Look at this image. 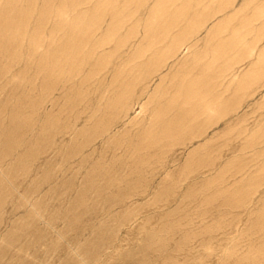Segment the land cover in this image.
Instances as JSON below:
<instances>
[{"label":"rangeland","instance_id":"374dc122","mask_svg":"<svg viewBox=\"0 0 264 264\" xmlns=\"http://www.w3.org/2000/svg\"><path fill=\"white\" fill-rule=\"evenodd\" d=\"M35 1L39 0H19L11 19L19 25L6 27L1 21L10 16V0H0V264H264V64L257 62L259 54L255 53L262 44L252 40L256 33L250 26H260L262 19L251 18L247 30L251 32L246 33L245 0H215L214 5L213 0L209 4L187 0L191 7L183 9L190 11V16L184 13L190 18L185 16L187 21L197 20L193 18L195 8L196 16L206 8L215 15L210 12L206 20H200L194 51L205 52L207 45L213 54V42H206L208 28L226 21L230 12L236 17L245 10L242 18L237 15V20L234 17L227 22L223 34L235 30L239 37L243 32L241 43L247 44L249 53L232 68L231 76V72L219 71V83L235 79L231 87L224 83L218 90L219 103L229 102L240 91L233 110L221 116L214 111V103L209 108L202 100L199 107L206 109L199 112L202 114L183 118L172 108V96L190 91L186 80L194 73L182 75L174 65L175 69L163 68L149 80L135 82L131 77L138 73L134 67L138 60L128 63L134 50L129 44L117 48L111 64L101 70L94 61L96 55H86L88 44L82 67H64L57 75L63 77L53 78L46 89L38 61L47 45L50 51L54 47L51 38L59 37V23L64 20L59 10L62 0H52L46 6L54 7L52 21L50 16L41 17L42 1ZM149 1L145 0V10L135 12L132 22L147 17L154 4ZM187 1L176 0L179 4L174 6L184 7ZM261 2L256 0V5ZM216 5L222 8L216 9ZM75 9L67 20L84 19ZM107 17L105 24L111 22ZM232 21L235 27L230 25ZM130 23L117 36H125ZM223 34L216 39L222 40ZM112 44L98 53L112 51ZM86 59H90L89 66ZM172 63L169 60V65ZM115 70L122 82L111 83ZM249 70L255 71V76L247 73ZM165 73L171 77L160 85ZM243 81L250 89L246 93L241 88ZM130 87L136 90L135 105L114 117L116 106L111 102L116 101L115 93H126ZM177 117L185 121L176 122ZM173 123L179 129L169 130Z\"/></svg>","mask_w":264,"mask_h":264},{"label":"bare ground","instance_id":"6f19581e","mask_svg":"<svg viewBox=\"0 0 264 264\" xmlns=\"http://www.w3.org/2000/svg\"><path fill=\"white\" fill-rule=\"evenodd\" d=\"M39 1H42V4H43L41 17L45 20V18H48L50 16V20H51V17L54 16L53 15L54 14L53 13L54 12V7H53V10H51V9L47 8L46 6L52 0H39ZM39 1L38 2L35 1V2L39 3ZM148 1L149 0H147V3H148ZM208 1L209 0H207V1L205 0V2H208ZM228 1L230 2V0H228ZM233 1L231 0V2H233ZM84 2H83V0H67V2H66V0H62L61 3H60L61 8H59V10L60 11L62 10V15L61 16H62V20L63 19L64 20L63 21H60V23H59L60 24L59 31L61 30L60 31V34H59V37H57L58 39L57 38H54V37H53L54 39L51 38V41L49 43L51 44V46H54V47L50 51L49 50L50 47L48 49L47 48L48 45H47L45 51L42 52V54L40 56V61H38V62H40V66H41L42 72H44V74H45L46 81L44 80L45 82L43 84L46 85V89H48V84L51 83V82H53L52 79L53 78L56 79L57 75L62 71V69H64V67H66V68H68L67 66H69L70 68L71 67H74V66H75L74 68H76V67H82L81 66L82 65V62L85 61L84 60L85 55H83V53L86 52V51L83 52V50L87 47L88 44L90 45V49H89L88 54H86V55L88 57H92V58L96 55V58H95L94 61L97 62V66H98V69L99 70L107 67L109 65V63L111 64V59L114 56V54L116 53V52L114 53V51L117 48L118 49H121L122 47H124L123 49H125V46H127L129 44L128 46L131 47V48H133L134 50L127 57L128 58L127 59L128 60V63L131 62V61L133 62V61H137L138 60V63L136 65H134V67L137 66L138 73H136L137 75H134V76L132 75V77H131L132 80H134L135 82L137 81L138 83H140L144 79H148L149 80L150 78H152L151 76H152L153 73H155L157 71H160L163 68L171 69L174 65H176V69H179L178 71H182V75L186 74L187 71L189 73H194V77L193 78L189 79L188 78L189 76L187 77L188 79L186 81L187 82L189 81L188 82L189 83V86L187 85L188 83L186 85L188 86V88L190 90L187 94H186V92H187L186 91L185 92V95L183 94L184 96L182 94H177V95L175 94L173 96L171 95L173 97V101L172 100H170V101H172L171 104H172V106H174L172 108L173 109L177 108L180 111L179 113L177 112L178 110L176 111L180 117L186 118L185 115H187V116H190L189 118H191V116H195L196 113H199L204 108V106L202 108L199 107L200 103H202V100H204L205 107L206 106L209 107L210 105H212L214 103L213 104V107L215 109L214 111L217 112V113H219V114L221 113L220 114L221 116H222L223 113L229 112V111H231V110L234 109L235 105L237 104L236 102L238 101L237 98H240L241 97L240 96L241 95L240 94V91H238L239 94H237V96H235V97L233 96V99H231L229 102H226V101L225 102H221V103L218 102V101H220V100H218L220 98V96L218 94V90L223 86L224 83H226L227 86L231 87L232 82L235 80L234 78H231V79L226 80V82H224V83H219L220 81L218 82V77L221 75L220 74L221 71L224 72V74H226V75L230 74V72H231V74H230V76H231L232 73H233V71H234V69L232 70V68L234 66L238 65L239 63L241 64L244 61V59L248 56L247 54L249 53L248 52L249 51V48L247 47V44L246 43L245 44L244 43H241V42H244V38L242 36L243 35V32H242L241 35H239V37H237V34H236L237 31L235 32V30H232L231 33L227 34V36L225 34H223V33H226V31L228 30L227 29V27H228L227 26V22L235 17L234 11L233 12H230V14L228 13L229 14V17H227V18L225 17V19H227L226 21H223L222 20L223 22H220L218 24L216 23L212 27L210 26L208 28V30L206 32L207 33L206 36H208L206 42L208 43V45H209L210 42H213L212 44H210V45L213 46V50H212L213 54H211L210 53V50L207 48V45H205V47H206L205 52L202 49H201L202 51H200V52L194 51L196 49V47L198 46V42H199V40L195 37V35L198 33L199 25L201 24V22L203 21V19L206 20V18L209 17V14L211 12V10H209V11L206 10L207 8L204 9L203 11L202 10L201 11L198 10L200 12H199V15L196 16L197 14H196L195 3H197V2L194 3V8L195 9L192 8V10L193 9L195 10V11L193 10V12H195L194 13V16H196V17L193 16V18H197V17L199 18L200 17L199 19L197 18V20L196 19H193V20L191 19V20L187 21V18H184L185 16L188 15V12H190V11L189 10L188 11H185V12H187V15H185L186 13L184 12L183 9H185V8L186 9L191 8V7H189V2L192 3L193 2L192 0H189V2L187 1L188 2V5L184 3L185 4L184 7H181V8H179L178 6H176V7L174 6L175 3H178V2H176V0H157V3L156 4H155V1L152 0V3H154L155 5L153 4L154 5L153 6L151 4L153 7H151V5H150V8L148 9V12H147V14L148 13L149 14L147 15V17L144 20L143 19H141V20L140 19H137L136 21H133V22H132V17L134 16L135 12H137L140 9L143 8V6L145 5L144 4L145 3V0H95V1L88 0V1H84ZM198 2H200V1H198ZM212 2H213V5H214L215 0H213ZM18 3H19V0H10V2L8 3V6H7L8 7V10H9L10 16L2 17V18H5V20L2 19L3 21H1V24L2 25H6V27L7 26L9 27L10 24H11V27H13V26L17 27L19 25L18 21L11 20V19H13L12 16L15 14V12L17 10ZM244 3H245V5H244L245 6V10L247 8V14L245 13V10L243 9L244 10V13L246 15V16H243V18L244 17L246 18L245 19L246 20V33L247 32L249 33V32H251V30L250 31H247V30H249V28H248L249 26L248 25H249V22H250V19L251 18H255V19H258V18L260 19L261 18V19H264V17H263L264 15H262V14H264V12H259V11L264 10V0H262V2L259 5H256V0H254V1L253 0H245ZM78 4L80 5V7L78 6ZM208 4H209V2H208ZM230 4H234V3H230ZM83 5H84L85 9L82 8ZM197 5H199V4H197ZM210 5H212V4L210 3ZM22 6H25V5H22ZM36 6H38V8L41 9V7H39V5H36ZM118 6L120 7V10L119 11H116V9L119 8ZM145 7H147V5ZM173 7H175V8H173ZM233 7H234V5H233ZM28 8H29V5H28ZM78 8H82V9L79 11ZM215 8L216 9L222 8V6L217 7V5H216ZM249 8H250V10L252 9V11L249 12ZM23 9L20 11L21 13H23L22 12ZM74 9L75 10H78L79 12L77 14L82 15L84 17V19L83 18H81V19L79 18V19L76 20V19L72 18L71 20L70 19L67 20L66 19V16L68 15V13L70 11H72ZM143 9L145 10L146 8H143ZM143 9L141 11H143ZM227 9H228V7H227ZM63 12H65V14H63ZM240 12H238L239 14H237L238 17L239 16L241 17L242 15H244V13L242 14ZM251 12H252V14H250ZM60 13L61 12L58 11L57 14H60ZM216 13H217V11H216ZM23 14H25V13H23ZM55 14H56V12H55ZM119 14H121V15H119ZM228 14H226V15H228ZM240 14H242V15H240ZM32 15L35 16V14H32ZM37 15L39 16V14H37ZM111 15H113V16L110 17ZM140 15H141V13H140ZM213 15L214 14L212 13V16ZM237 15L235 17V20H237L236 19L237 18ZM106 16H109L111 18V22L109 24H105L106 23L105 22V17ZM141 16L144 18L143 15H141ZM188 16H190V15H188ZM25 17L26 16H24L23 18H25ZM57 17H60V15L57 16ZM109 17H107V18L109 19ZM222 18H223V16L221 17V19ZM184 19H186L187 23L184 21ZM188 19H190V18L188 17ZM201 19H202V21H200ZM28 20L30 21L29 18H28ZM130 21L132 23H130ZM19 22H20V20H19ZM184 22L186 24H183ZM237 22H239V21H237ZM241 22H243V21H241ZM23 23L20 24L21 25V28H22ZM129 23H130V25L127 28V32H126L125 36L124 35L123 36L122 35L121 36H117V35H119L121 33V29L124 28ZM232 23H234V21H232L230 25H233ZM263 24H264V22H263ZM263 24H261V26ZM27 25H28V23H27ZM250 26L253 27V24H250ZM255 26L256 25H254V29H255ZM44 28H46V25L44 26ZM66 28H68V29H66ZM258 28H260V26H258ZM54 31L56 32V30H54ZM54 31H53V33H54ZM241 31H239V33H241ZM53 33H52V35H53ZM220 33L223 34L222 35L223 37H221L223 39L222 40H217L216 38H218L219 36H221ZM263 33L259 32L258 29H256V34H255V36L253 37L252 40L256 43L257 41L260 40V38H261V36H262ZM0 36H2V35H0ZM138 36H139V38H138ZM263 37H264V35H263ZM94 38H97V39H94ZM133 38H138V41H136L137 44H136V42H133L132 41ZM49 39H50V36H49ZM49 39H48V41H49ZM191 39H193V40L190 42ZM245 41H247V40L245 39ZM111 43H114V44H112V45H114L112 51H110V52H105L104 51L101 54L98 53V51H100V49L101 50L104 49L103 47H105L107 45H110ZM133 43L136 44V45L135 46L132 45ZM34 44L37 45L38 44V41H36ZM112 45H111V47H112ZM111 47H109V48H111ZM126 48H128V47H126ZM257 48H259V47H257ZM108 50H111V49H108ZM255 50H256V48H255ZM250 51H251V49H250ZM36 52H38V50ZM124 53H126V52H124ZM207 53H209L211 55L208 54V56H203L205 54L207 55ZM257 53L259 54L258 57H259V60H260V61L257 60V62L260 64L261 61H262V64H264V50H263V48H261L259 50V52L257 51L255 54H257ZM38 54H40V52H38ZM98 54H99V56H98ZM117 54H118V52H117ZM124 58H125V55H124ZM38 59H39V57H38ZM90 59H86V60H88V63H86L88 66H89ZM118 59H120V58H118ZM143 59H146V60H143ZM169 60H172L173 61V63L171 65H169ZM83 64L85 66V63H83ZM95 64L93 66H96ZM112 64H113V62H112ZM93 66L91 65L90 70L93 69ZM111 66H113V65H111ZM125 66H122V67L125 68ZM258 66L259 65H257L256 67H258ZM127 68H128V66H127ZM114 69H115V67H114ZM128 69H130V68H128ZM260 69H261V67L259 68V71H260ZM94 71H96V70H94ZM116 71L117 70H115V75L112 76V82L111 83H119V82H122L121 79H118L117 78L119 76V73L116 74ZM118 71H120V70H118ZM219 71H220V73H219ZM261 71H262V69H261ZM70 72H71V70H70ZM112 72H111V74H113ZM249 72L252 73L251 74L252 76H255V75H253V73H255V71L249 70L247 73H249ZM4 73L6 74V72H4ZM92 73H93V71H91L89 74L92 75ZM189 73H188V75H189ZM95 75H97V73ZM22 76H23V74H22ZM41 76H42V73H41ZM70 76H73V75H70ZM76 76H77V74H76ZM136 76H137V78H134ZM244 76H246V75L244 74ZM59 77H63L62 74ZM59 77H57V78H59ZM170 77L171 76H168L167 73H165L164 75H162L160 77V81H159L160 82V85H163V83H165L166 79H170ZM178 77L180 78L179 79V81H180L181 80V76H178ZM68 78H70V77L68 76ZM32 79L34 80V78H32ZM71 79L73 80V78H71ZM240 79H242V78H240ZM251 79H253V78H250V80ZM42 80H43V78H42ZM64 80H66V79H64ZM81 80H83V78L80 79V82H81ZM102 80H103V78H102ZM104 80H105V78H104ZM128 80H130V79L128 78ZM242 80H244V79H242ZM255 80H257V79H255ZM67 81H65V83ZM73 81L75 82V80H73ZM109 81H111V80L109 79ZM181 81H183V80H181ZM245 81H243L245 83V85L242 86L241 88L246 93V91H247V89H249V87H248V85L246 84ZM251 81H253V80H251ZM101 83L102 82H100V84ZM147 83L148 82L146 81V84ZM75 85H77V84H75ZM130 86H131V84H130ZM160 87H162V86H159L158 88H160ZM181 87L184 88V86H181ZM63 88L65 89V87H63ZM79 88L77 90H79ZM101 88H102V86H101ZM130 88L131 89H129L126 93H122V92L121 93H118V92L115 93V95H114L115 98L114 99H116V101L111 102V103H113L112 104L113 106L114 105L116 106V113H115L114 117H117L120 114V112H126L127 113L135 105V103H134V97H133V94H134L133 91H136V90H133V87H130ZM183 88H180V90H182ZM237 88L239 89L240 87H237ZM74 89H76V88H74ZM88 90L90 91V88ZM167 90H169V89H167ZM85 91L86 90H84V92ZM118 91H119V89H118ZM149 91H150V88H149ZM161 91H163V90H161ZM84 92H82V94ZM238 92H236V93H238ZM103 93H104V91H103ZM90 94L92 95V93H90ZM95 94H96V92H95ZM110 94H112V93H110ZM163 94H161V95H163ZM73 95L74 94H72V96H70V95L69 96L70 97H73ZM224 95H225V93H224ZM148 96H150V95H148ZM101 97H102V99L104 98L103 96H101ZM165 98H167V97H165ZM72 99H71V101H72ZM82 99H81V102H82ZM102 99L100 98V101ZM69 101H70V99H69ZM74 102H76V101H74ZM83 102H85V101H83ZM215 103L217 104V106H216ZM100 105L101 104L99 103L98 106H100ZM101 106H100V108H101ZM186 106H188V107L185 109ZM144 107H145V104H143L141 106L142 109ZM96 109H98V108H96ZM102 110H104V109H102ZM166 110H168V109L166 108ZM166 110H163V111H166ZM217 113H216V115H217ZM199 114H202V113H199ZM209 114H210V111H209ZM216 115H211V116L213 117V116H216ZM174 116L175 115H173L172 118ZM200 116H202V115H200ZM153 118H155V117L153 116ZM193 118L195 119V117H193ZM204 119L206 120V118H204ZM219 119H221V118H219ZM170 120H172V119H170ZM183 120L184 119H182V118H178V117H177V119L175 118V121L176 122H182ZM187 121H189V119ZM194 122H196V119L194 120ZM106 123H109V122H106ZM174 124L176 126H178L177 123H173L172 126H171V129L169 127H167V126H166V128H169V130H172V129H175L176 130V128L179 129V127H175ZM202 124H203V122H202ZM204 124H205V122H204ZM209 125H210V123H209ZM199 126H200V124H199ZM185 127L187 128V126H185ZM201 127H202V125H201ZM207 127L208 126H206V128ZM46 128H47V126H46ZM107 128H109V127H107ZM190 128H192V127H190ZM164 129H163V131H164ZM199 131L202 133L205 130H203V131L199 130ZM47 132H48V130H47ZM174 132H176V131H174ZM177 134L178 133H176V135ZM169 135L171 136L170 133L168 134V136ZM196 135H198V134H196ZM182 136H183V134H182ZM176 137L174 136L175 139H176ZM174 138H172V139L170 138V139L173 141ZM167 140H169V139H167ZM178 140H180V139H178ZM181 140H182V138H181ZM247 144H250V142L247 143ZM251 146H253V144H251ZM261 220H262V217H261L260 221ZM258 254L259 253L257 252V255ZM263 255H264V253H263Z\"/></svg>","mask_w":264,"mask_h":264},{"label":"crops","instance_id":"0c3cea01","mask_svg":"<svg viewBox=\"0 0 264 264\" xmlns=\"http://www.w3.org/2000/svg\"><path fill=\"white\" fill-rule=\"evenodd\" d=\"M261 12H264V10H262ZM262 15H264V14H262ZM263 17H264V16H263ZM263 22H264V19H262L261 24H263ZM261 24H260V28H261L262 26H263V27L261 28L260 31H261V33H263V32H264V29H263V28H264V24H263L262 26H261ZM255 25H256V26H255V29H254V30H255V33H256V29H258V26H259V25H257V24H255ZM253 28H254V26H253ZM263 35H264V33L262 34V36H261V38H260V41H261V44H262V45H261V46H262L261 48H263V50H264V37H263Z\"/></svg>","mask_w":264,"mask_h":264}]
</instances>
